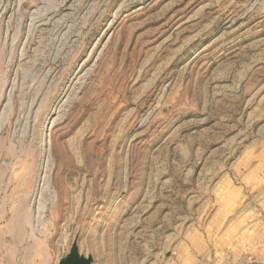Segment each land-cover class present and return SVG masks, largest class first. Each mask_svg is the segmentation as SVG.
Instances as JSON below:
<instances>
[{
  "label": "rangeland",
  "instance_id": "obj_1",
  "mask_svg": "<svg viewBox=\"0 0 264 264\" xmlns=\"http://www.w3.org/2000/svg\"><path fill=\"white\" fill-rule=\"evenodd\" d=\"M264 264V0H0V264Z\"/></svg>",
  "mask_w": 264,
  "mask_h": 264
},
{
  "label": "water",
  "instance_id": "obj_2",
  "mask_svg": "<svg viewBox=\"0 0 264 264\" xmlns=\"http://www.w3.org/2000/svg\"><path fill=\"white\" fill-rule=\"evenodd\" d=\"M57 264H92L90 256H83L79 252L78 239L75 238L70 246L68 254L58 261Z\"/></svg>",
  "mask_w": 264,
  "mask_h": 264
}]
</instances>
